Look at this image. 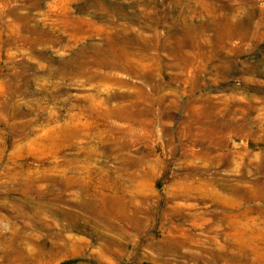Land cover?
<instances>
[{"label":"rangeland","instance_id":"obj_1","mask_svg":"<svg viewBox=\"0 0 264 264\" xmlns=\"http://www.w3.org/2000/svg\"><path fill=\"white\" fill-rule=\"evenodd\" d=\"M0 264H264V0H0Z\"/></svg>","mask_w":264,"mask_h":264},{"label":"bare ground","instance_id":"obj_2","mask_svg":"<svg viewBox=\"0 0 264 264\" xmlns=\"http://www.w3.org/2000/svg\"><path fill=\"white\" fill-rule=\"evenodd\" d=\"M232 27H234L235 28V26H232ZM238 27V26H237ZM191 31V30H190ZM234 32V31H233ZM194 42V41H193ZM192 42V43H193ZM194 44H196V43H194ZM201 45V44H200ZM198 49V48H197ZM141 66H140V68H146V69H149L150 70V68H152V67H150L151 65H153V64H150V65H145V64H140ZM154 73H153V71H152V74H151V76H153L154 77ZM140 92V91H139ZM148 95V94H147ZM153 97V96H152ZM133 104V103H132ZM136 114V113H135ZM135 114H133V115H135ZM174 247V246H173Z\"/></svg>","mask_w":264,"mask_h":264}]
</instances>
